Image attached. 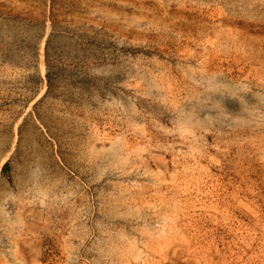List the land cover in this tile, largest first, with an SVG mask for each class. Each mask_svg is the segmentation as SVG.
<instances>
[{
    "label": "rangeland",
    "instance_id": "374dc122",
    "mask_svg": "<svg viewBox=\"0 0 264 264\" xmlns=\"http://www.w3.org/2000/svg\"><path fill=\"white\" fill-rule=\"evenodd\" d=\"M4 160L0 264H264V0H0Z\"/></svg>",
    "mask_w": 264,
    "mask_h": 264
},
{
    "label": "crops",
    "instance_id": "0c3cea01",
    "mask_svg": "<svg viewBox=\"0 0 264 264\" xmlns=\"http://www.w3.org/2000/svg\"><path fill=\"white\" fill-rule=\"evenodd\" d=\"M7 171V168L4 167H0V174H4Z\"/></svg>",
    "mask_w": 264,
    "mask_h": 264
},
{
    "label": "bare ground",
    "instance_id": "6f19581e",
    "mask_svg": "<svg viewBox=\"0 0 264 264\" xmlns=\"http://www.w3.org/2000/svg\"><path fill=\"white\" fill-rule=\"evenodd\" d=\"M6 164V160H4L3 162H2V167H4V165Z\"/></svg>",
    "mask_w": 264,
    "mask_h": 264
},
{
    "label": "trees",
    "instance_id": "16d2710c",
    "mask_svg": "<svg viewBox=\"0 0 264 264\" xmlns=\"http://www.w3.org/2000/svg\"><path fill=\"white\" fill-rule=\"evenodd\" d=\"M7 167H8V164L5 165V168H7Z\"/></svg>",
    "mask_w": 264,
    "mask_h": 264
}]
</instances>
